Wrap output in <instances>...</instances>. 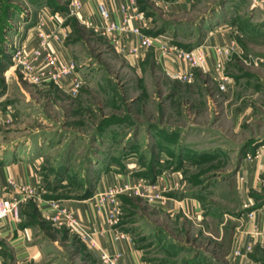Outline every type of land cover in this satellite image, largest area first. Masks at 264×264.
<instances>
[{
    "label": "rangeland",
    "instance_id": "374dc122",
    "mask_svg": "<svg viewBox=\"0 0 264 264\" xmlns=\"http://www.w3.org/2000/svg\"><path fill=\"white\" fill-rule=\"evenodd\" d=\"M30 2L0 0V153L14 146L38 155L35 165L38 191L44 199L50 197L66 207L65 202L84 196L91 188L99 195L122 186H104L102 182L108 174L115 177L120 172L131 177L130 184L152 188L163 198L170 194L178 198L189 196L201 189L203 192L215 180L236 175L239 152H227L223 162L198 170L187 159L182 169H178V158L185 148L198 150L191 142L200 138L215 135L217 142H221L215 132L204 137V126L215 125L216 132L239 142L241 137L264 132V0L138 1V9L145 12L149 22L144 33L151 37L163 34L169 38L167 46L171 48L195 49L205 38L212 37L208 34L215 29L233 36L237 50L226 60L225 71L231 76L241 75L242 80L228 94L217 93L219 79L216 73H202L204 64L191 69L173 51L168 56L177 71L168 70L170 64L164 60L168 58L161 57L153 46L137 57H127V49L120 50L114 38L104 35L102 30H94L75 14L64 21L62 27L67 28L61 41L76 64L75 75L59 83L32 84L16 68L7 79L1 69L8 68L11 43L17 37L13 36L11 23H4L8 18L4 9L9 6L10 14L15 13L18 18L19 13L25 14L24 7ZM70 2L47 0L51 7L60 4L67 8ZM57 56L63 60L58 53ZM252 69L261 81L250 79ZM179 72H193V80H179ZM77 77L80 87L73 91ZM248 109L255 118L250 121L252 125L245 124L242 136L238 137L233 131V114ZM224 113L232 114L226 123L218 118ZM209 115L214 123L206 120ZM181 137L192 141L179 144ZM176 170L182 171L183 187L181 183L174 186L175 182L173 189L160 187L157 181L167 171ZM197 174L202 180L194 177ZM217 188L215 192L237 191L234 180ZM118 200L120 230L150 264H183L186 257L192 256V261L195 254L211 253L205 239H195L191 221L178 210L166 213L161 200L149 199L143 192H128ZM25 221L36 227L32 243L42 248L45 259L41 264H106L66 223L42 219L39 214ZM252 232L247 233L249 239L253 235L254 241L260 238V231L259 236Z\"/></svg>",
    "mask_w": 264,
    "mask_h": 264
},
{
    "label": "crops",
    "instance_id": "0c3cea01",
    "mask_svg": "<svg viewBox=\"0 0 264 264\" xmlns=\"http://www.w3.org/2000/svg\"><path fill=\"white\" fill-rule=\"evenodd\" d=\"M103 1H105L107 9L111 13L112 20L120 22L122 14L119 6L128 0H81L82 12H80V16L84 23L94 27L96 31L104 27L103 19L98 10V3ZM69 7L67 6L66 9L61 11H54V8L48 5L47 0H31L24 7V15L19 13L17 18L14 13L9 16L8 22L11 23L10 29L14 32L13 36L17 37L15 40L26 44L30 48L38 46L37 31L40 29V26L47 31L57 30L64 34L67 27H62V25L66 19L73 15ZM141 11L144 12L143 10ZM138 24V22L134 21L130 23L131 26H137ZM219 31L220 29L213 30L212 33L208 34V36H213L205 38L203 44L199 45L203 46L207 53V59L203 65L202 73H216L218 79L223 76L222 74H225L229 78L226 85L227 89L224 91L220 90L218 88V81L217 93L228 94L231 89L240 84L242 77L241 75L231 76L230 73L227 74L225 71L226 60L222 70L216 69L214 47L233 44V52L237 50V44L232 39L233 36L221 34ZM119 37H121L119 41L125 45L126 49H129L130 46L138 42L137 36L131 32ZM155 37L157 38V43L153 46L155 50L160 51L162 46L168 45V37L163 34ZM52 47L54 52L56 54L58 53L64 61L72 60L65 43L61 41L53 42ZM168 54L173 55L172 52ZM168 54L167 56L161 57L168 58L164 59L170 64L168 65V70L176 72L177 68L176 70L174 69L173 60ZM167 63L165 62V64ZM9 65L7 69H4L3 76L9 70ZM165 68L167 69V67ZM12 70L9 71L10 75ZM251 71L250 79L262 80L261 77L254 74L253 69ZM5 78L9 79L6 76ZM210 116L206 120L214 123L213 118ZM230 116L232 114L224 113L218 116V118L221 122L224 121L226 123L227 120H230ZM252 116L253 112L250 109L246 110V112L239 111L233 114L235 120L233 131L238 134V137H240L239 134L241 135L244 126L248 124L252 125L250 121L255 118V116L254 118ZM210 126H213V124H210ZM204 127V137L211 132H215V134H218L219 141L221 140V142H217L215 135L208 138L206 136L204 139L200 138L198 142H191L192 140L181 137L182 139L179 144H182L184 141H187L188 144L191 142L194 147H198V150H192L195 149L192 147V149L185 148L183 152H180L181 157L178 158V169H182L186 159L189 161V164L192 163V166L198 170L199 167L203 168L204 166V169L212 168V166L223 162V156H227L231 152H239L241 157L236 167V175L230 179H217L215 182H212L209 189L204 188L203 192L201 189L199 192H195L189 196L183 195L178 198L176 195L173 196V194H170L160 202L166 213L178 210L183 217L190 220L194 228L195 239L200 241L205 239V245L210 247L211 253L203 251L201 254H195V259L192 261H190V257L192 258V256H189V260L185 264H264V208L262 209L261 207L263 205L259 204L261 199L264 198V196L259 195V193L264 195V132L261 131V134L256 133L253 136L252 134L251 136L247 135L245 139L241 137L239 142L235 138L228 140L226 134L216 132L215 125L213 128ZM227 145H232L230 147L231 149L227 148ZM227 152L229 153L227 154ZM185 153L188 155L186 156ZM37 157L38 155L36 153H25L14 146H9L0 153V186L2 188L0 196L6 198H25L20 206V222L16 221L13 217H6L0 221V264L9 262L19 264L25 261H34L35 263L41 264L45 259L39 244L35 245L32 243L36 227L34 228L33 224L30 225L31 223L25 221L28 218L27 212L29 204L36 208L42 219H47V216H51L54 213V209H51L47 202L55 199H44L40 191H38L39 176L37 175L35 166ZM176 171L172 173L167 171L157 181L159 186L164 188L171 187L173 189L172 186L175 182L174 186L177 187L181 183V187H183L184 179L182 171ZM110 176L111 174H108L103 178L104 181L102 180V182H104V186H116L118 184L133 182L131 177L125 175L123 172L115 174V177ZM194 177L200 179L198 174ZM232 180H234L236 185V193L215 192L218 189V185H225ZM9 181H13L16 187L10 185ZM19 186L32 189L35 195L30 196L25 194L19 190ZM205 192H208V195ZM94 196L95 191L94 195L90 198H86L85 200L71 199L65 202L64 205L74 208L77 216L85 226L93 230H101L102 234L99 238L102 247L109 254H122L117 264H150L140 250L137 247L135 248L130 237L120 230V225L112 226L107 222L108 212L112 208L110 202L106 201L102 203L100 209H98L93 200ZM205 200L206 202H204ZM250 212H252V218H249ZM254 224L258 226V230L261 233L260 238L258 237L259 239L253 242L254 251L244 257L235 256V247L238 245L244 246L250 242L251 238L249 239L247 233ZM119 232H123L125 238H119L117 240L115 235ZM93 254L100 259L97 252L93 251Z\"/></svg>",
    "mask_w": 264,
    "mask_h": 264
},
{
    "label": "built area",
    "instance_id": "2783aa9c",
    "mask_svg": "<svg viewBox=\"0 0 264 264\" xmlns=\"http://www.w3.org/2000/svg\"><path fill=\"white\" fill-rule=\"evenodd\" d=\"M153 2H158V0H149ZM69 9L71 13L76 16H80L81 0H71L69 4ZM122 14V19L120 22L112 20L111 13L106 7L105 1L98 3V10L103 19V26L98 30H102L103 34L106 36H111L114 41L117 42L120 50L125 51V45L117 39V36L125 35L129 32L137 36V41L134 45L127 49V57H137L142 51L150 46L156 45V37H151L144 33V30L149 28V22L145 16V13L138 9V0H128L119 6ZM132 21H138L137 26H131ZM37 31L38 46L30 48L26 44L20 43L15 40L11 43L10 51V70L18 68L23 77L32 84H42L53 81L55 83L62 82L69 75H75L76 64L73 61L67 62L61 60L57 54L54 52L52 47V42L62 41L64 39V34L56 30H45L42 26ZM234 50V45L229 44L228 46L214 47V53L216 55V69L222 70L225 60L228 59L230 54ZM175 52V57L187 62L190 68H196L199 65L205 63L207 59V53L203 46H197L192 50L171 48L170 46H162L160 48L161 56H167L170 52ZM126 57V56H125ZM126 57V58H127ZM5 72V76L8 77L9 71ZM220 77L218 88L222 91L226 90V85L229 78L222 74ZM193 72L177 74V78L187 82L193 80ZM80 87V81L78 77L73 81V91H76ZM9 184L16 187L13 181H9ZM154 187V186H153ZM19 190L34 196L35 192L32 189L19 186ZM2 188L0 186V193ZM132 192L141 194L142 192L146 194L147 198H155L157 200L163 201V197L156 193L152 188H144L140 183L134 184H123L122 186H117L108 191L101 192L99 195L94 196L95 206L100 209L102 203L108 201L112 205L107 215V222L112 226L118 225V217L121 211V205L119 204V196ZM156 193V194H155ZM24 197H12L6 198L0 196V221L4 220L6 217H13L16 221L21 219V204L24 201ZM51 209H54L53 216H47V219H51L56 222H64L69 227L73 228L78 232L81 239H83L89 246V248L97 252L100 259L106 264H117V262L122 257V254L115 253L109 254L104 247H102L100 242L101 230H93L87 226L79 219L76 211L73 208L61 207L57 200L47 202ZM249 217H252V212L249 213ZM251 230L259 236L258 227L253 225ZM252 232V233H253ZM115 238H125L123 232L116 233ZM252 241L246 243L244 246L238 245L234 249L235 256H247L253 250L254 235L252 236Z\"/></svg>",
    "mask_w": 264,
    "mask_h": 264
},
{
    "label": "trees",
    "instance_id": "16d2710c",
    "mask_svg": "<svg viewBox=\"0 0 264 264\" xmlns=\"http://www.w3.org/2000/svg\"><path fill=\"white\" fill-rule=\"evenodd\" d=\"M138 1H139L140 3L144 2V0H138ZM55 5H56V4H55ZM53 8L55 9L54 11H61V10H63V9H66V7H64V5H63V6H60V4H59V5L57 4V5H56L55 7H53ZM9 9H10L9 6H8L7 9H4L5 11L8 12V14H7V16H6V17H8V18L4 21V23L6 22V24H8V20H9V16H10ZM159 34H160V33H156L154 36H157V35H159ZM7 58H8V61L11 63V61H10V57L8 56ZM10 63H9V64H10ZM0 64H1V62H0ZM9 64H7V65H9ZM1 68H3V66H1ZM1 72H3V69H1ZM94 190H95L94 188H93V189L91 188V190H89L84 196L79 197V198H76V199L85 200L86 198H90V197H92V196L94 195ZM46 198H47V199H50V197H46ZM261 201H262V203H261L260 205H263V204H264V198H262ZM38 214H39V213L37 212L36 208H34L33 205L29 204V205H28L27 217L30 218V219H34L35 217H37ZM30 225H32V223H31ZM188 260H189V257H186L185 260H184V262H183V264H185L186 261H188Z\"/></svg>",
    "mask_w": 264,
    "mask_h": 264
},
{
    "label": "water",
    "instance_id": "95a60500",
    "mask_svg": "<svg viewBox=\"0 0 264 264\" xmlns=\"http://www.w3.org/2000/svg\"><path fill=\"white\" fill-rule=\"evenodd\" d=\"M225 2V1H224Z\"/></svg>",
    "mask_w": 264,
    "mask_h": 264
}]
</instances>
